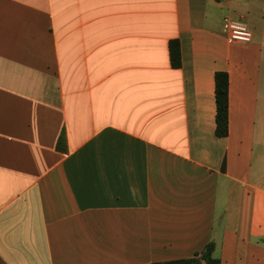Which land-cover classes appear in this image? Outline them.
I'll return each instance as SVG.
<instances>
[{"label":"crops","instance_id":"crops-1","mask_svg":"<svg viewBox=\"0 0 264 264\" xmlns=\"http://www.w3.org/2000/svg\"><path fill=\"white\" fill-rule=\"evenodd\" d=\"M211 242L221 264H264V0H0V264L164 263Z\"/></svg>","mask_w":264,"mask_h":264},{"label":"trees","instance_id":"trees-1","mask_svg":"<svg viewBox=\"0 0 264 264\" xmlns=\"http://www.w3.org/2000/svg\"><path fill=\"white\" fill-rule=\"evenodd\" d=\"M169 50L172 65L174 67H180V42L178 40H172L169 43ZM215 96L216 135L218 137H225L229 131V76L225 71H218L215 75ZM215 247V243L211 242L192 258L153 264H221V260L214 256Z\"/></svg>","mask_w":264,"mask_h":264},{"label":"built area","instance_id":"built-area-1","mask_svg":"<svg viewBox=\"0 0 264 264\" xmlns=\"http://www.w3.org/2000/svg\"><path fill=\"white\" fill-rule=\"evenodd\" d=\"M224 27L228 32L230 42L249 43L252 40V32L246 22L231 15L224 17Z\"/></svg>","mask_w":264,"mask_h":264}]
</instances>
